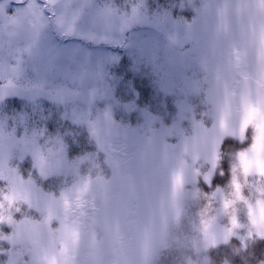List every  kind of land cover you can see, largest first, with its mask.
<instances>
[{
	"label": "snow or ice",
	"instance_id": "obj_1",
	"mask_svg": "<svg viewBox=\"0 0 264 264\" xmlns=\"http://www.w3.org/2000/svg\"><path fill=\"white\" fill-rule=\"evenodd\" d=\"M202 2L203 7L197 10L198 19L185 25L183 37H167L169 49L190 41L191 51L201 53V66L211 75L204 102L209 106L207 115L212 126L193 119L194 135L183 138V147L185 152L191 148L194 159H199L200 147L204 146V158L211 166L204 179L211 183L222 149L231 142L227 138L249 141L248 147L235 153L232 198L223 200L224 212H233L231 227L223 230L218 241L212 230L214 221H203L206 247L227 244L242 227L234 210L240 202L246 207L251 229L255 230L250 229L247 238L241 237L247 249L249 239L264 240V0ZM144 7L145 0H126L123 10L115 0H0V182L5 185L0 187V264H22L21 258L26 254L31 264H79L77 257L86 236L87 256L91 260L85 264L95 260L97 241L93 229L97 220L95 215L89 216L86 208L90 204L95 207L98 190L106 193L112 182L99 175L94 180L90 174L81 175V165L86 162L96 167L95 154L84 153L69 160L63 136H49L41 145L47 124L44 128L29 125L32 114L47 112L44 101L62 105V118L87 128L89 138L95 141L98 151L105 152L113 167V180L117 178L120 162L113 155L112 139L136 135L139 128L116 122L113 109L140 111L144 126L149 129L159 119L147 106L139 107L143 94L137 87L136 66L144 61L154 62L161 43L156 36H146L134 29L146 23L160 28L168 14L150 21ZM197 24L202 25L199 33L194 31ZM129 31L130 37L125 35ZM65 40L78 43L69 46L62 43ZM101 45L122 48L131 58L121 78L123 82L130 77V99L126 103L116 98L106 71L109 65H119L122 58L116 53L96 51ZM249 45L255 53V71L251 75L245 71ZM160 88L167 94L171 84L162 81ZM191 90L198 92L199 86ZM98 100L105 103L104 108L96 107ZM81 102L87 106L81 107ZM9 105H17L12 117L16 126L10 129L8 117L3 114ZM177 107V122L161 129V140L172 133L182 134L178 121L191 108L179 102ZM51 115H42L41 119L50 122ZM21 125L23 131L18 135ZM29 155L31 167L41 180L70 174L73 182H65L58 192H45L32 176L25 179L19 166L11 164L14 157L23 162ZM257 175L260 181L254 179L250 185L259 193L253 202L244 195V185L249 176ZM181 182L182 169L175 176L177 187ZM18 204L35 209L40 219L27 215L14 219V213L20 211ZM53 221L58 225L55 229ZM4 226L11 229L10 233L2 230Z\"/></svg>",
	"mask_w": 264,
	"mask_h": 264
},
{
	"label": "rangeland",
	"instance_id": "obj_2",
	"mask_svg": "<svg viewBox=\"0 0 264 264\" xmlns=\"http://www.w3.org/2000/svg\"><path fill=\"white\" fill-rule=\"evenodd\" d=\"M115 3L122 10L126 7V0H115ZM202 7V0H145L144 11L150 21L156 16L163 17L164 13L168 14L160 28L146 23L134 29L146 36H156L161 43L154 62L144 61L136 66L137 87L142 90V98H147L146 102H139V107L147 106L159 119L149 129L144 126V117L140 111L126 112L121 108L113 109L116 122L125 125L129 122L132 128H139V132L128 138L116 136L112 139L113 155L120 162L117 178L113 180L112 166L98 174L112 183L106 193L98 190L95 207L90 204L86 208L89 216L95 215L97 220L93 229L97 241V256L92 264H210L209 251L212 247H206L205 235L201 236L195 230L189 206L187 186L190 182H195L189 169V151L185 152L183 145L182 148L176 147L181 146L184 137L194 135L193 126L192 131L182 129L186 136L172 133L161 140L159 135L162 128H170L174 122H177L178 102L191 108V112L185 115L191 123L195 119L203 121L206 127L212 126V119L207 115L209 106L204 102L211 75L201 66V53L191 51L193 44L190 41L169 49L167 39L168 35L173 34L183 37L185 25L192 24L198 19L197 10ZM201 29V24L194 27L197 33ZM125 35L130 37L132 32L129 31ZM245 38H248L247 29ZM62 43L70 46L78 42L65 40ZM95 50L121 56L119 65H109L106 71L109 73V83L115 88L116 98L122 103L128 102L130 97L127 84L130 77L121 82L131 59L128 52L122 48L118 51L102 48ZM170 58H173L172 62ZM247 65L245 71L250 75L253 74L255 53L250 45ZM112 77L117 79L112 80ZM162 81L171 84V90L167 94L160 88ZM196 85L199 86L198 92L191 90ZM69 87L72 85L69 84ZM45 102L49 103V108H55L53 112L60 110L59 115L62 118V113L65 111L62 105L53 106L51 102ZM80 106L87 105L81 102ZM96 107L102 109L105 103L98 100ZM151 107L153 110L150 109ZM95 115L96 108H93V118ZM171 118L174 119L172 122ZM134 119L136 124L132 125ZM182 122L183 119L178 121L180 129ZM29 127L39 126L31 120ZM59 130L57 135L63 136L70 143L75 142L77 136H82L85 131L88 132L86 127L76 126L70 119L63 118ZM166 157H168V168L164 169L161 165ZM202 159L204 158L200 156L197 161ZM95 164V168L92 165L88 166L89 169L80 168L81 175H92L96 170L103 169L101 162ZM181 169L182 182L177 187L175 176ZM198 175L199 173H196L197 177ZM96 176L97 173H94L93 180ZM254 179L256 182L260 181L258 175L255 178L249 176L245 184L246 189L244 185V195L253 202L259 198V193L250 187ZM73 180L74 177L72 182ZM243 180H241L242 184H244ZM240 205H242L240 202L234 205L235 214L240 217L242 225L236 230L235 236L245 238L251 225L247 219L246 207L244 206L242 211ZM226 214L231 216L233 212L229 210ZM56 227L58 225L53 221L52 228ZM230 227L221 226L214 230L216 239L220 241L223 230ZM88 242L89 237L86 236L77 257L79 264L91 260L87 256ZM21 259L22 264H31V258L27 254Z\"/></svg>",
	"mask_w": 264,
	"mask_h": 264
},
{
	"label": "trees",
	"instance_id": "obj_3",
	"mask_svg": "<svg viewBox=\"0 0 264 264\" xmlns=\"http://www.w3.org/2000/svg\"><path fill=\"white\" fill-rule=\"evenodd\" d=\"M92 47V46H89ZM98 48H108L111 50H117L118 47H113L110 45H101ZM147 98H142L140 102H146ZM144 104V103H143ZM17 105H9L4 110V115L8 117V128L10 129L13 126H16V121L12 119L13 116L16 115V113L13 111V108ZM43 107L47 110L45 113H38V114H32V119L38 124V128H44L47 124V132L45 135L40 139V144L44 145L46 143V140L49 136H55L57 135L58 130L60 129L62 118L59 115L60 110H56L54 107L49 108V103L45 102L43 104ZM30 111V108H29ZM48 113H51V119L50 122H46L41 119L42 115H46ZM174 119L171 118L170 121L172 122ZM139 122V121H137ZM135 125L136 120L134 119L133 122ZM130 125L131 123H127ZM192 128V123L190 119L187 117L183 119V122L181 124V129L185 131H190ZM23 127L22 125L19 126V134H22ZM60 131V130H59ZM192 131V130H191ZM182 134L187 135L182 131ZM181 134V135H182ZM65 143L68 145V159L72 160L75 159L77 156H80L84 153H93L95 154V162H101L102 168L101 170H96L94 173L101 174L102 171L110 169V165L107 162V156L105 152L98 151L96 147L95 141L91 140L88 136V132H84V134L81 136H77V140L75 142H71L67 139H64ZM76 143V144H74ZM231 143V142H230ZM183 143L181 144V146ZM228 145L226 146V148ZM234 163V160H233ZM12 166H19L21 175H25L27 177L32 176L34 180H36L37 184L44 189L46 192H58L60 187L67 182L69 185L72 182V175L67 176H57V177H50L47 180H41L39 178L38 172L34 171L31 167V156H27L23 162H21L18 158H13L11 161ZM91 167V164L85 163L81 165V169H89ZM95 168V167H94ZM94 173L91 175L93 176ZM243 177V176H242ZM244 178V177H243ZM219 179V178H218ZM244 183V180H243ZM0 187H5L3 182H0ZM246 189V185H245ZM248 190V188H247ZM249 196L251 197V194L249 192ZM248 198V196H247ZM17 207L20 208L19 212L14 213V219L20 220L25 215L29 216L32 219H40L39 213L35 210H29L26 205L18 204ZM242 214V213H241ZM6 234L10 233L11 229L7 226H4L2 229ZM253 232L254 229H251ZM247 238V236L245 237ZM248 248L245 249L243 247L241 238L234 236L227 244H219L217 247H212L209 251V262L210 264H258V262H264V240H261L259 238L253 237V239H249L247 241ZM5 248H7V244L4 245ZM215 249V251H213ZM28 261V260H26Z\"/></svg>",
	"mask_w": 264,
	"mask_h": 264
},
{
	"label": "clouds",
	"instance_id": "obj_4",
	"mask_svg": "<svg viewBox=\"0 0 264 264\" xmlns=\"http://www.w3.org/2000/svg\"><path fill=\"white\" fill-rule=\"evenodd\" d=\"M231 141L228 147L222 149V158L212 175V182L208 183L204 177L211 171V166L205 163L204 146L201 145L200 153L204 159L197 161L194 159L191 148L189 149V169L192 175V179L195 182H190L187 186L189 195V206L191 210V216L194 221L195 230L203 236V221L213 220V231L221 226H231V216L226 214L223 210V200L225 197L232 198V165L236 152L241 151L243 148L248 147L249 141H239L235 138H227ZM199 173L198 177L196 173ZM219 178V179H218ZM241 180L243 177L241 176ZM217 189L220 192H217ZM247 191V190H246ZM216 194L215 196L213 194ZM240 209L243 211L244 206L240 205ZM215 251V249H213ZM258 264H264V262H258Z\"/></svg>",
	"mask_w": 264,
	"mask_h": 264
},
{
	"label": "flooded vegetation",
	"instance_id": "obj_5",
	"mask_svg": "<svg viewBox=\"0 0 264 264\" xmlns=\"http://www.w3.org/2000/svg\"><path fill=\"white\" fill-rule=\"evenodd\" d=\"M162 165L161 168L167 169L168 168V157H166L165 159L162 160ZM160 173V172H159Z\"/></svg>",
	"mask_w": 264,
	"mask_h": 264
}]
</instances>
